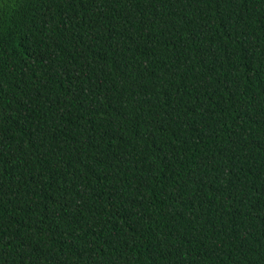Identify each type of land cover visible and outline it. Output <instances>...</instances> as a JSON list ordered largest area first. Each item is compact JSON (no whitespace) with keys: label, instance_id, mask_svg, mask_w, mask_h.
I'll use <instances>...</instances> for the list:
<instances>
[{"label":"trees","instance_id":"16d2710c","mask_svg":"<svg viewBox=\"0 0 264 264\" xmlns=\"http://www.w3.org/2000/svg\"><path fill=\"white\" fill-rule=\"evenodd\" d=\"M0 264H264V0H0Z\"/></svg>","mask_w":264,"mask_h":264}]
</instances>
